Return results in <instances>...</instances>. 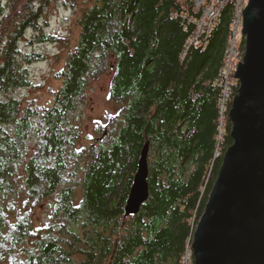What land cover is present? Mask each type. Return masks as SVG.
Masks as SVG:
<instances>
[{
	"label": "trees",
	"instance_id": "obj_1",
	"mask_svg": "<svg viewBox=\"0 0 264 264\" xmlns=\"http://www.w3.org/2000/svg\"><path fill=\"white\" fill-rule=\"evenodd\" d=\"M54 2L75 16L78 35L53 73L51 101L35 106L14 92L32 86L30 66L46 59L33 46L67 45L45 29ZM200 14L193 0H0V264H183L233 143L228 112L239 88L235 79L221 117L216 81L235 2L201 45H188ZM236 46L244 52L240 35ZM105 73L118 109L80 145L75 111ZM146 142L148 198L125 215ZM43 201L50 220L35 228Z\"/></svg>",
	"mask_w": 264,
	"mask_h": 264
},
{
	"label": "water",
	"instance_id": "obj_2",
	"mask_svg": "<svg viewBox=\"0 0 264 264\" xmlns=\"http://www.w3.org/2000/svg\"><path fill=\"white\" fill-rule=\"evenodd\" d=\"M240 21L245 50L228 112L233 143L193 233V264H264V0H247ZM148 146L140 152L125 215L148 198Z\"/></svg>",
	"mask_w": 264,
	"mask_h": 264
},
{
	"label": "rangeland",
	"instance_id": "obj_3",
	"mask_svg": "<svg viewBox=\"0 0 264 264\" xmlns=\"http://www.w3.org/2000/svg\"><path fill=\"white\" fill-rule=\"evenodd\" d=\"M44 19L48 22L45 28L46 31L65 35L67 45L57 43L33 46V48L40 49L45 54L46 59L35 62L30 66L32 86L18 89L14 92V95L34 99L35 106H47L51 101L54 90L59 86V80L54 77L53 73L62 66L66 53L75 44L78 35L75 16L60 2H54L48 6ZM240 28L241 25L238 28V35H240ZM23 40L25 41V39ZM22 45L28 48L24 42H22ZM109 82V73L91 80L85 91L81 106L75 111V115L79 118L75 122L82 129L80 145L88 146L90 143L95 142V138L100 134V129L104 128L108 118L114 115L118 109V106L108 98ZM50 214V202L43 201L36 205L32 215L34 227L40 228L48 222Z\"/></svg>",
	"mask_w": 264,
	"mask_h": 264
},
{
	"label": "built area",
	"instance_id": "obj_4",
	"mask_svg": "<svg viewBox=\"0 0 264 264\" xmlns=\"http://www.w3.org/2000/svg\"><path fill=\"white\" fill-rule=\"evenodd\" d=\"M195 7L200 10V17L196 21V30L188 41V45L199 46L201 39H206L208 34L211 32L209 30V25H214L218 21L222 7L228 0H193ZM235 2V15L236 20L234 21L233 36L230 40V45L228 49V54L226 61L221 68V77L216 81L217 85L220 87L222 96L220 99V115L223 117L224 113L228 108V99H230L231 89L235 83L234 73L236 71L238 63L243 58L244 52L237 49L236 46V36L238 35V28L241 25V12L247 3V0H233ZM182 257L183 264H191L193 258V251L191 249V244L186 248L185 253Z\"/></svg>",
	"mask_w": 264,
	"mask_h": 264
},
{
	"label": "bare ground",
	"instance_id": "obj_5",
	"mask_svg": "<svg viewBox=\"0 0 264 264\" xmlns=\"http://www.w3.org/2000/svg\"><path fill=\"white\" fill-rule=\"evenodd\" d=\"M213 29H214V25H209V30L213 31Z\"/></svg>",
	"mask_w": 264,
	"mask_h": 264
}]
</instances>
